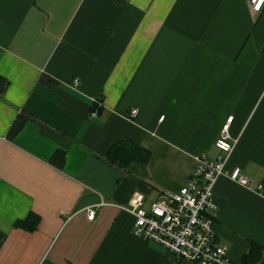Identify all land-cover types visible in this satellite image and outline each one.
Listing matches in <instances>:
<instances>
[{
	"label": "crops",
	"instance_id": "crops-1",
	"mask_svg": "<svg viewBox=\"0 0 264 264\" xmlns=\"http://www.w3.org/2000/svg\"><path fill=\"white\" fill-rule=\"evenodd\" d=\"M228 121L237 143L225 169L250 187L218 179L215 243L234 264L254 246L247 264H264V8L0 0V264H195L135 236L120 206L178 192L197 157L221 155ZM124 140L148 162L111 164Z\"/></svg>",
	"mask_w": 264,
	"mask_h": 264
},
{
	"label": "built area",
	"instance_id": "built-area-1",
	"mask_svg": "<svg viewBox=\"0 0 264 264\" xmlns=\"http://www.w3.org/2000/svg\"><path fill=\"white\" fill-rule=\"evenodd\" d=\"M250 10L260 13L264 0H248ZM78 86L79 81H73ZM96 109L90 114L97 115L101 103L96 102ZM137 115L132 109L129 119ZM230 122L222 125L214 146L221 154L211 160L206 156L197 157L196 164L186 184L176 193L162 194L148 209L144 208V196L139 192L131 195L126 206H120L133 216V233L163 247L177 260L195 264H234L227 256V248L215 243L213 229L217 212L214 188L219 178L225 176L231 181L250 187L247 178L239 169L227 172L226 163L232 154L237 140L229 134ZM103 204V203H101ZM87 219L93 220L95 207L86 209Z\"/></svg>",
	"mask_w": 264,
	"mask_h": 264
},
{
	"label": "trees",
	"instance_id": "trees-1",
	"mask_svg": "<svg viewBox=\"0 0 264 264\" xmlns=\"http://www.w3.org/2000/svg\"><path fill=\"white\" fill-rule=\"evenodd\" d=\"M21 122H15L11 128V133H15L20 127ZM149 152L140 148L137 144L124 140L113 144L107 152L106 159L113 165L126 170L129 164L136 162L140 164L147 163L149 160ZM29 219H26L22 225L27 230H32L35 222H29ZM34 224V225H33ZM254 246L251 247V250L248 254L244 256L243 262L245 264L256 261V255L253 254Z\"/></svg>",
	"mask_w": 264,
	"mask_h": 264
}]
</instances>
